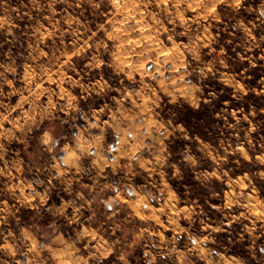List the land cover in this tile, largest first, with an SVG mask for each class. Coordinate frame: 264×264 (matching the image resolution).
Wrapping results in <instances>:
<instances>
[{"label": "rangeland", "instance_id": "rangeland-1", "mask_svg": "<svg viewBox=\"0 0 264 264\" xmlns=\"http://www.w3.org/2000/svg\"><path fill=\"white\" fill-rule=\"evenodd\" d=\"M0 264H264V0H0Z\"/></svg>", "mask_w": 264, "mask_h": 264}, {"label": "trees", "instance_id": "trees-1", "mask_svg": "<svg viewBox=\"0 0 264 264\" xmlns=\"http://www.w3.org/2000/svg\"><path fill=\"white\" fill-rule=\"evenodd\" d=\"M249 94H252V95H254L255 97L256 96H261V94L260 95H256L255 93H253V92H249L248 94H244V97L246 98V97H248V95ZM248 104H249V102H248ZM247 107V106H246ZM248 108V107H247ZM247 108H245V109H247Z\"/></svg>", "mask_w": 264, "mask_h": 264}]
</instances>
